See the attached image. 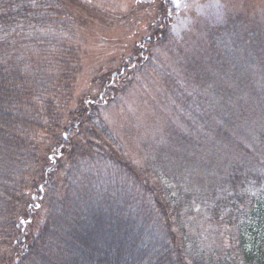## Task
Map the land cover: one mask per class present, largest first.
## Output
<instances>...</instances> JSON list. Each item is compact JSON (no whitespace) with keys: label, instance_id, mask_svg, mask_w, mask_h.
<instances>
[{"label":"trees","instance_id":"obj_1","mask_svg":"<svg viewBox=\"0 0 264 264\" xmlns=\"http://www.w3.org/2000/svg\"><path fill=\"white\" fill-rule=\"evenodd\" d=\"M131 5L0 0V264H264L260 23L238 6L177 41L164 0ZM136 21L147 39L76 93L85 33ZM131 71L169 98L134 145L103 112Z\"/></svg>","mask_w":264,"mask_h":264},{"label":"rangeland","instance_id":"obj_2","mask_svg":"<svg viewBox=\"0 0 264 264\" xmlns=\"http://www.w3.org/2000/svg\"><path fill=\"white\" fill-rule=\"evenodd\" d=\"M106 4L109 8L119 7L126 12L132 5L134 0H98ZM167 4V11L173 24L171 31L175 40L180 41L186 39L191 26L199 25L201 19L209 22L219 21L222 11L232 10L235 7H245L248 15L255 18L260 23V28L264 34V0H164ZM139 7V6H138ZM137 8V6H136ZM129 12V10H128ZM112 20H116L112 18ZM97 22H94L95 25ZM199 23V24H198ZM217 23V22H216ZM109 26L107 23H97L94 29L90 28L85 33V44L83 46L84 58L83 69L77 81L76 93L82 92L91 96V99L97 98L100 93L95 83H91L92 74L98 69L117 68L120 64V56L128 45H134L136 41H142L149 35L148 29L144 27V23L136 21L131 26L121 28L119 25ZM118 26V27H117ZM134 33V35H132ZM132 35V36H130ZM147 39V38H145ZM190 39V38H189ZM188 45V44H187ZM162 47L159 51L162 53ZM193 54L187 46L185 52ZM112 71V70H111ZM147 74H156L148 71ZM116 77V73H113ZM152 76V75H151ZM136 75L131 73L124 79L117 78L120 82H114L111 92V102L105 101L103 112L108 117L115 131L124 137V132L132 133L127 135L129 144L134 145L153 132L164 131L166 128L165 114H161L159 107L165 110L169 104L167 93L163 91L161 84L154 78L148 77L144 81H135ZM158 80V79H157ZM131 81V82H128ZM159 81V80H158ZM166 111V110H165ZM103 113V114H104ZM168 114V113H166ZM141 136V137H139ZM44 137V136H43ZM38 209L37 211L40 213ZM42 216V213H40ZM39 217V216H38ZM43 217V216H42ZM40 218V217H39Z\"/></svg>","mask_w":264,"mask_h":264}]
</instances>
